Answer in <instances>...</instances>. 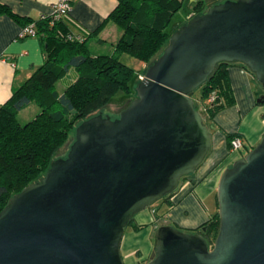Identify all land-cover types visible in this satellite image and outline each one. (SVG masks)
I'll use <instances>...</instances> for the list:
<instances>
[{
	"label": "water",
	"instance_id": "water-1",
	"mask_svg": "<svg viewBox=\"0 0 264 264\" xmlns=\"http://www.w3.org/2000/svg\"><path fill=\"white\" fill-rule=\"evenodd\" d=\"M219 62L241 63L264 89V0H222L191 13L117 116L78 122L65 155L0 209V264H123L127 223L174 191L209 150L190 94ZM216 201L210 247L164 223L154 227L145 264H264V131L222 171Z\"/></svg>",
	"mask_w": 264,
	"mask_h": 264
},
{
	"label": "trees",
	"instance_id": "trees-1",
	"mask_svg": "<svg viewBox=\"0 0 264 264\" xmlns=\"http://www.w3.org/2000/svg\"><path fill=\"white\" fill-rule=\"evenodd\" d=\"M181 6L180 0H116L105 20H111L119 28L120 35L113 44L112 52L103 55H90L86 46V40L99 28L93 31L84 29L68 13L57 18L48 14L22 21V27L33 25L35 36L42 46L44 61L0 104V209L14 193L39 174H44L55 150L64 142L70 129L93 115L95 110L100 112L117 91L130 94L129 82L136 78V74L119 60V55L124 53L146 65L150 63L166 44L171 32L178 28L168 30V24ZM192 9L193 15L205 10L200 0L194 3ZM0 12L11 15L2 4ZM231 64L240 65L253 76L241 63H217L200 86L198 103H194L195 109L206 121L234 103L227 73ZM70 67L78 72L77 76L59 93L56 81ZM138 81L136 78L135 84ZM209 96L212 99L207 101ZM30 103L36 104L38 112L32 119L20 124L16 113ZM236 136L240 138L235 132L225 134L229 147L230 140ZM175 190L156 202L169 207ZM156 217L153 216L152 220L156 226L164 224L162 218ZM129 226L133 230L142 227L132 224V219L125 228ZM217 227L216 210L189 232L199 233L210 247Z\"/></svg>",
	"mask_w": 264,
	"mask_h": 264
},
{
	"label": "crops",
	"instance_id": "crops-1",
	"mask_svg": "<svg viewBox=\"0 0 264 264\" xmlns=\"http://www.w3.org/2000/svg\"><path fill=\"white\" fill-rule=\"evenodd\" d=\"M56 0H0L11 15L0 12V104L18 87L30 73L44 61L41 43L37 36L18 37L25 19H38L51 12ZM182 7L187 8L184 16L179 17L180 25L193 12L192 6L197 0H180ZM204 9L222 0H200ZM185 3V5H184ZM116 0H70L68 13L77 25L89 31H98L91 46L96 49L90 55H103L112 52L113 44L120 35L119 28L111 21L105 20L114 8ZM176 15H178L176 13ZM179 16V15H178ZM183 18V19H181ZM86 40V41H87ZM87 48L88 45L86 44ZM77 71L70 67L57 81L61 83L59 93L76 76ZM234 103L216 112L209 124L210 147L196 169L183 179L170 197L169 207L155 202L153 208L147 207L137 212L132 224L142 226L133 230L131 226L124 228L119 245V253L123 264H145L150 258L153 231L156 223L153 216L163 219L177 229L191 231L206 221L216 210V188L222 171L231 163L242 157L243 151L256 144L264 131V102L255 100L256 93L261 92L255 86V78L240 65L227 67ZM56 81V82H57ZM260 85V84H259ZM264 93V92H262ZM28 104L27 106H29ZM236 132L243 145L238 150L230 149L225 137L226 133ZM151 205V206H152Z\"/></svg>",
	"mask_w": 264,
	"mask_h": 264
},
{
	"label": "rangeland",
	"instance_id": "rangeland-1",
	"mask_svg": "<svg viewBox=\"0 0 264 264\" xmlns=\"http://www.w3.org/2000/svg\"><path fill=\"white\" fill-rule=\"evenodd\" d=\"M184 5H185V3H184ZM188 9L187 8H185L184 9V7H182V8H180V9H178L177 11H175L174 12V14L172 15V18H171V20H170V22H169V24H168V30H172L173 28H175V27H179L180 26V20H179V17L181 16V17H183L184 16V11H187ZM176 13L179 15H176ZM181 19H183V18H181ZM119 37V36H118ZM94 40V38H90L89 40H87L86 41V44L88 45V49H89V51L90 52H92V51H94V49H96L94 46H91V42ZM117 40V39H116ZM115 40V41H116ZM115 43V42H114ZM99 53H105V54H109L110 53V51L108 52H99ZM158 54H159V52H158ZM158 54H156V56L158 55ZM156 56H154V58L156 57ZM119 60L121 61V62H123L124 64H126L127 66H129L132 70H133V72H134V74H136V78H137V80H139V76H142L143 75V73H144V70H145V67H146V64H144V63H142V62H140V61H138L137 59H135L134 57H132V56H129V55H127V54H124V53H122V54H120L119 55ZM152 60H153V58H152ZM151 60V61H152ZM136 78L135 77H133L131 80H130V82H129V85H130V87H131V90H130V94H128V95H125L122 91H117L113 96H112V98L108 101V103L106 104V105H104L101 109H100V113L102 114V115H108L110 118H114L115 116H117V114H118V112L121 110V109H123L127 104H128V102L132 99V97H134V95H135V92H134V89H135V86H136V84L138 83H136L135 84V82H136ZM253 83L255 84V86H257V87H259L260 85H259V83L256 81V80H254L253 81ZM56 89L57 90H60L61 89V83H60V81H57L56 82ZM260 89V91L261 92H258V93H256V96H255V100L257 99V98H259V96H261V95H264V93H262V92H264V89L260 86L259 87ZM200 91H201V87H199V88H196V89H194L192 92H191V94H190V97L192 98V100H193V102L194 103H196L197 102V100H198V95H199V93H200ZM38 112V107L36 106V104H34V103H30V105L29 106H27V107H25V108H23V109H21L20 111H18L17 113H16V118H17V120H18V122L20 123V124H22V123H25L26 121H28V120H30V119H32L34 116H35V114ZM98 111L97 110H95L94 112H93V114H95V113H97ZM203 119V118H202ZM203 121H204V123L207 125V127L209 126V124L206 122V120L205 119H203ZM231 133H233V132H231ZM236 133V132H235ZM72 139H73V129H70L69 131H68V133H67V136H66V139L64 140V142L55 150V152H54V155H53V158H56V157H63L64 155H65V153H66V151H67V149H68V145L71 143V141H72ZM255 145V144H254ZM251 148H248L247 150L245 149L244 151H243V156L247 153V151H249ZM42 175H43V173H41V174H39L38 175V177H36V179H34V180H32L31 182H34V181H38L41 177H42ZM30 182V183H31ZM180 184V182L178 183V185ZM155 206V204L154 205H152V206H150V208H153ZM184 231V230H183ZM153 247H154V243L152 244V251H153ZM150 257H152V252H151V255H150Z\"/></svg>",
	"mask_w": 264,
	"mask_h": 264
},
{
	"label": "built area",
	"instance_id": "built-area-1",
	"mask_svg": "<svg viewBox=\"0 0 264 264\" xmlns=\"http://www.w3.org/2000/svg\"><path fill=\"white\" fill-rule=\"evenodd\" d=\"M70 0H56L52 7L50 14L53 15L55 18L65 15L69 13L70 11ZM24 36H35V31L32 24H28L27 26H24L20 29L18 33V37H24ZM142 78V76H139V80ZM212 99V96H209L207 98V101H210ZM198 103V100L197 102ZM242 146V141L239 137H234L230 140V149L232 150H238Z\"/></svg>",
	"mask_w": 264,
	"mask_h": 264
}]
</instances>
